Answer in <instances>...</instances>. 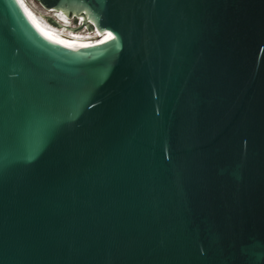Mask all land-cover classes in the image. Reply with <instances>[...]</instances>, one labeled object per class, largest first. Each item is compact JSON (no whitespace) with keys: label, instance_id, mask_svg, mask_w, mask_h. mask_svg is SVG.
I'll return each mask as SVG.
<instances>
[{"label":"water","instance_id":"1","mask_svg":"<svg viewBox=\"0 0 264 264\" xmlns=\"http://www.w3.org/2000/svg\"><path fill=\"white\" fill-rule=\"evenodd\" d=\"M35 1L97 41L0 0V264H264V0Z\"/></svg>","mask_w":264,"mask_h":264},{"label":"bare ground","instance_id":"2","mask_svg":"<svg viewBox=\"0 0 264 264\" xmlns=\"http://www.w3.org/2000/svg\"><path fill=\"white\" fill-rule=\"evenodd\" d=\"M26 10L32 19L36 22L39 28L45 33L51 35L52 37L59 39L69 45L72 46H91L97 41L95 33L82 32L77 35H71L68 33H62L53 25L47 23L45 19L43 20L39 15H37L33 9H31L29 4L25 2V0H21Z\"/></svg>","mask_w":264,"mask_h":264},{"label":"rangeland","instance_id":"3","mask_svg":"<svg viewBox=\"0 0 264 264\" xmlns=\"http://www.w3.org/2000/svg\"><path fill=\"white\" fill-rule=\"evenodd\" d=\"M25 2L27 3V4H29V6H31L30 8L31 9H33V11L37 14V15H39L40 17H41V13H44V14H51V12L50 11H48V10H46V9H44L43 7H41L40 5H39V3H37V1H35V0H25ZM43 20H44V18L43 17H41ZM46 21V20H45ZM68 25H69V27H74L75 25H74V23H73V19H68ZM54 26V25H53ZM55 27V26H54ZM62 32V31H61ZM84 32H86V31H84ZM62 33H65V32H62Z\"/></svg>","mask_w":264,"mask_h":264},{"label":"snow or ice","instance_id":"4","mask_svg":"<svg viewBox=\"0 0 264 264\" xmlns=\"http://www.w3.org/2000/svg\"><path fill=\"white\" fill-rule=\"evenodd\" d=\"M106 38H110V36L109 37H106Z\"/></svg>","mask_w":264,"mask_h":264}]
</instances>
